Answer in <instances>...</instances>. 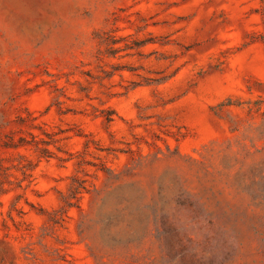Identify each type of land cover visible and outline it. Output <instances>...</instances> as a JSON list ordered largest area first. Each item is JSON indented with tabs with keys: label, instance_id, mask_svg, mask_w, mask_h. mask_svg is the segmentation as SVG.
Returning <instances> with one entry per match:
<instances>
[{
	"label": "rangeland",
	"instance_id": "1",
	"mask_svg": "<svg viewBox=\"0 0 264 264\" xmlns=\"http://www.w3.org/2000/svg\"><path fill=\"white\" fill-rule=\"evenodd\" d=\"M0 264H264V0H0Z\"/></svg>",
	"mask_w": 264,
	"mask_h": 264
}]
</instances>
